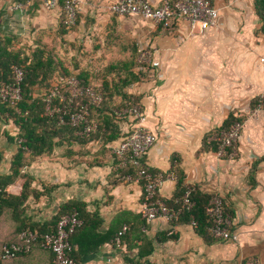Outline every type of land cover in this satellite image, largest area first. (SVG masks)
Listing matches in <instances>:
<instances>
[{
  "label": "crops",
  "instance_id": "1",
  "mask_svg": "<svg viewBox=\"0 0 264 264\" xmlns=\"http://www.w3.org/2000/svg\"><path fill=\"white\" fill-rule=\"evenodd\" d=\"M78 1L77 23L66 28L64 0L54 9H47L42 0H0V53L7 48L31 55L40 48L44 57H53L79 73L89 53L85 60L92 62L93 55L103 59L109 52L129 53L132 45L148 47L152 67L144 79L126 88L139 98L147 117L145 125L157 134L144 161L153 173L169 172L174 156H179L185 185L201 200L213 194L223 197L238 241L214 239L205 229L199 231L186 215L147 220L141 211L142 183L125 181L114 172L111 151L121 137L105 144L95 138L83 144L65 141L52 153L36 158L27 153L23 174L4 188L7 196H17L25 180H31L20 220L53 228L64 205L83 204L88 222L73 238L75 256L83 264H244L251 259L264 264V117L245 124L233 157L218 156L217 136H210L222 129L236 108L242 110L241 101L251 100L254 105L264 89L262 69L242 62L241 44L234 37L237 19L242 18L236 6L247 4L251 9L249 1L215 0L221 22L195 35L182 21L163 28L139 16L116 15L108 8L111 0ZM255 1L251 2L262 28L264 20ZM244 12L253 18L249 10ZM59 72L51 76L50 87L36 88L34 94L43 95L60 84L63 75ZM92 80L102 89L100 80ZM6 108L0 102V178L12 174L21 140L19 126ZM119 123L122 132L133 125L130 117ZM47 185L55 187L34 195V189L44 190ZM178 189L177 178L169 175L158 194L171 199ZM15 209L13 203L0 209V255L4 244L19 239L21 221ZM125 225L128 230L118 247L114 238ZM0 264H53V255L35 245L29 253L0 258Z\"/></svg>",
  "mask_w": 264,
  "mask_h": 264
},
{
  "label": "built area",
  "instance_id": "2",
  "mask_svg": "<svg viewBox=\"0 0 264 264\" xmlns=\"http://www.w3.org/2000/svg\"><path fill=\"white\" fill-rule=\"evenodd\" d=\"M47 9H54L60 5V0H42ZM109 10L121 16H139L156 25L165 28L171 27L178 21L184 22L191 34L204 33L208 29L215 28L220 23V9L215 0H163L155 4L150 0H111ZM79 1L64 0V21L67 25H75L78 17ZM140 63L151 62L152 53L146 46L139 47ZM259 61L264 65V55ZM25 69L23 66L12 65L11 77L0 82V102L10 108L16 107L23 97V81ZM59 98L62 105H56L55 99ZM104 100L102 89L93 84L83 83L79 78L72 76L64 81V84L54 86L46 96V110L49 115L58 114L59 122L65 123V114L69 117L68 123L76 127L77 134L83 137H91L99 130L96 121L90 119V106L100 105ZM122 117H130L133 121L132 128L125 132L119 142L112 147L117 158L139 166L136 174L126 173L121 175L125 181H140L144 187L142 214L147 220L157 217H167L170 220L179 218L184 211L191 212L196 205L192 198L193 189L188 186L185 193L176 198V206H170L166 201L158 197L160 187L165 181L162 174L153 173L144 161L145 155L156 143L157 134L145 125L146 114L140 102L118 111ZM244 127V120L237 119L230 126L222 130L216 137V153L220 157H233L237 154V143ZM177 178L176 174L170 175ZM205 212L209 217V235L217 240L238 241V235L233 229V219L226 210L223 197L213 194L209 197ZM192 224L197 221L192 216ZM84 221L77 211L63 213L59 216L53 231L40 233L36 229L25 228L20 231L16 242L6 243L2 247L1 258L12 259L18 255L29 253L35 245L51 251L53 264H83L75 256L77 249L72 237L81 228ZM125 225L114 238L118 247L123 245V235L127 232ZM244 264H258L257 259H251Z\"/></svg>",
  "mask_w": 264,
  "mask_h": 264
},
{
  "label": "trees",
  "instance_id": "3",
  "mask_svg": "<svg viewBox=\"0 0 264 264\" xmlns=\"http://www.w3.org/2000/svg\"><path fill=\"white\" fill-rule=\"evenodd\" d=\"M255 6L258 14L264 20V0H256ZM64 18L65 17L63 13L62 21L63 26H65L66 28H72L76 25H67L64 21ZM160 26L165 28L162 25ZM261 30L262 32H264V24L262 25ZM132 46L133 49L129 52L131 53L130 57H123L117 60H113L103 67H99L94 70L81 68L79 73H75L74 69H71L67 65L56 63L53 57H44L45 51L40 48L34 50L31 55L22 53L19 50L15 52H10L7 50V48H4L2 50V52L0 53V82L11 77L12 65L14 64H18L24 67L25 78L22 84L23 97L19 101L17 106L10 108L6 104H4L8 107L6 108L7 111L19 126L20 132L18 134V140H21L19 142V150L13 160L12 174L0 178V209L4 205L13 203L14 207L16 208L14 211V215H18L17 219L20 220L19 215L20 213L22 214L21 206L24 204L31 193V180H25L23 190L21 194L17 196H7L4 188L7 184H9V182H12L15 177L23 174L21 172L22 167L25 166L27 162H29L28 160H26L27 153H29L30 156L36 158L45 153H52L55 146L63 144L65 141L68 143H72L73 140H78L83 144L88 142L90 139L95 138L102 139L105 144L109 141L120 138L125 134V132H122L119 122L126 117L119 116L117 112L131 106L133 103L139 102V98L128 93V91H126V88L132 85L134 82L144 79L147 76L150 68L152 67L149 63H140L138 62V60L137 62H135L139 47L137 45ZM76 67L78 68L79 66L75 65V68ZM135 67H138V69H135ZM58 71H60L59 73H62L63 75V77L61 78L62 82H60V84L62 85L67 78L72 76L79 78L83 83L86 84H92V79L100 80L103 83V102L100 105L92 104L90 106V119L96 121L99 125V130L91 137H83L79 134L77 135L76 127H73L68 123L67 120L69 119V117L66 114L65 123H60L57 113H54L53 115H49L47 113L45 99L51 89L43 95L34 94L36 88L50 87L51 76H54ZM55 104L62 105L63 103L59 98H56ZM240 118L241 117H239L236 113H231L226 120L225 125L220 131L227 129L231 123ZM217 147L218 146H216V150ZM83 153H85V149L83 150ZM111 154L113 157V168L115 169L114 172L118 177H121V175L126 173L135 175L136 172L140 169V167L135 165L133 161H128L124 165L123 160L121 158H117L114 155L113 150L111 151ZM90 157L94 156L90 154ZM180 163V157L174 156L172 161V168L169 172H156L158 174H162L164 178H167L172 173L176 174L177 176L179 189L177 194L173 198L163 199L158 194V197L166 201L170 206H176V198L181 197L188 187V185H185V173L181 169ZM90 164L100 165L101 162H91ZM54 187L55 185H47L45 186L46 189L44 190L37 191L36 189H34V195L37 196L42 193L45 194L46 190L53 189ZM192 198L196 201L195 207L191 212L184 211L182 215H186L188 218H190V220H192V216H194L197 221L196 227L199 228V231L205 229L209 234L208 227L210 225V220L205 212V205L209 198L207 200H201L195 192H193ZM73 211L78 212V215L84 221L83 226H85V223H87L88 221L86 219V215L84 214L83 204L79 202L73 201L64 205L59 216L63 213H70ZM55 225L53 228H47L38 224H30L25 220H22L19 225V232L29 227L31 229L38 230L40 233H43L46 231H53ZM80 229L81 228H79L78 231ZM77 232L74 234V236L77 234ZM74 236L72 237V240ZM1 260L3 259L1 258Z\"/></svg>",
  "mask_w": 264,
  "mask_h": 264
},
{
  "label": "rangeland",
  "instance_id": "4",
  "mask_svg": "<svg viewBox=\"0 0 264 264\" xmlns=\"http://www.w3.org/2000/svg\"><path fill=\"white\" fill-rule=\"evenodd\" d=\"M236 0H234L235 2ZM251 9H247V4L243 8L236 6V10L240 12V15L242 18H238L236 22V31L234 34L235 38H238L241 44V58L243 63H254L257 64L262 70L259 71L260 76H264V67L261 66L259 58L262 54H264V32L261 30V23L259 20V17L255 14V8L252 4V0H246ZM250 11L252 13L253 18L248 19L246 17V13L244 11ZM244 17V18H243ZM221 22V19H220ZM74 27V26H73ZM72 27V28H73ZM85 48V47H84ZM86 54L89 53L88 50H85ZM246 52V54H244ZM91 53L89 55L84 56L83 61H79L81 68H88L89 70H94L97 68H101L104 65L108 63L109 59H115L123 55V57H130L131 53H118V52H109L103 54V59L101 56L94 58L95 55H93L92 62H87L85 59H89L91 56ZM122 57V58H123ZM137 60L140 58V53L138 51V54L136 56ZM113 61V60H112ZM74 63V60L72 61ZM139 62V60H138ZM96 80H92V84H95ZM257 101L252 104L251 100H243L241 101L240 108L242 110H235V113L241 117V120H244V126L245 124L252 119H259L260 116L264 117V89L260 91V94H258V97L256 98ZM253 105V106H252ZM244 128V127H243ZM221 133V131L216 130L214 131L210 136L215 137L218 136ZM211 138L210 140H212ZM238 144V143H237ZM238 146V145H237ZM108 150V149H107Z\"/></svg>",
  "mask_w": 264,
  "mask_h": 264
}]
</instances>
